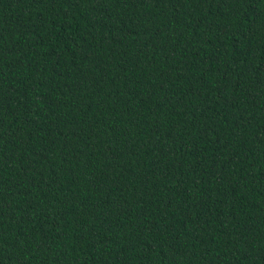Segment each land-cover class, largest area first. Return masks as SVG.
<instances>
[{
  "label": "trees",
  "instance_id": "16d2710c",
  "mask_svg": "<svg viewBox=\"0 0 264 264\" xmlns=\"http://www.w3.org/2000/svg\"><path fill=\"white\" fill-rule=\"evenodd\" d=\"M0 264H264V0H0Z\"/></svg>",
  "mask_w": 264,
  "mask_h": 264
}]
</instances>
